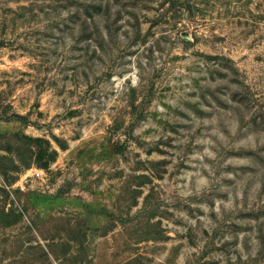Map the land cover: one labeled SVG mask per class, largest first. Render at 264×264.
<instances>
[{"label":"rangeland","instance_id":"obj_1","mask_svg":"<svg viewBox=\"0 0 264 264\" xmlns=\"http://www.w3.org/2000/svg\"><path fill=\"white\" fill-rule=\"evenodd\" d=\"M0 264H264V0H0Z\"/></svg>","mask_w":264,"mask_h":264},{"label":"built area","instance_id":"obj_2","mask_svg":"<svg viewBox=\"0 0 264 264\" xmlns=\"http://www.w3.org/2000/svg\"><path fill=\"white\" fill-rule=\"evenodd\" d=\"M39 175V174H38Z\"/></svg>","mask_w":264,"mask_h":264},{"label":"water","instance_id":"obj_3","mask_svg":"<svg viewBox=\"0 0 264 264\" xmlns=\"http://www.w3.org/2000/svg\"><path fill=\"white\" fill-rule=\"evenodd\" d=\"M188 36V35H187Z\"/></svg>","mask_w":264,"mask_h":264}]
</instances>
